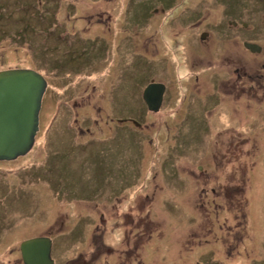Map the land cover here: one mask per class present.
Instances as JSON below:
<instances>
[{"label": "rangeland", "instance_id": "374dc122", "mask_svg": "<svg viewBox=\"0 0 264 264\" xmlns=\"http://www.w3.org/2000/svg\"><path fill=\"white\" fill-rule=\"evenodd\" d=\"M126 1L36 0L29 34L1 37L0 70L40 73L48 112L30 152L0 161V264H23L21 242L49 233L54 264H264V100L240 102L237 63H214L230 92L208 83L221 10L176 0L133 26ZM181 10L197 16L166 22ZM55 38L91 55L58 69ZM152 78L168 87L157 113L142 99Z\"/></svg>", "mask_w": 264, "mask_h": 264}, {"label": "flooded vegetation", "instance_id": "af4514ba", "mask_svg": "<svg viewBox=\"0 0 264 264\" xmlns=\"http://www.w3.org/2000/svg\"><path fill=\"white\" fill-rule=\"evenodd\" d=\"M211 2V7H217L221 10V18L219 19L217 27L222 26L221 33H217L216 30L219 28H215L214 39L210 42V50L217 49L218 53L215 56L214 60L210 61L208 71V82L212 88H217L216 86H221L224 90L229 91L230 89L226 88L230 86V81L226 78H223V72L220 69H217L214 66V63L220 65L221 63L225 64H234L237 63V69L233 70L235 73V81L232 83V88H235L236 85H241V89L237 92L238 98L241 103H245L247 100H255V101H263L264 100V0H209ZM176 0H128L124 2L123 10L121 11V16L124 21H126L128 25H148L150 22H156L157 24L163 19V16L166 13L173 9ZM36 0H0V40L1 37H12L15 39H24L23 31L19 29L25 25L27 27L28 34L29 26L26 24H30L31 28L35 23L36 19L33 17L31 12L32 8L35 11ZM29 11V13H28ZM109 12V11H108ZM196 14V11H188L184 14L182 10L174 15L172 18L168 19L166 22L173 26L180 25L182 21L186 22V19L191 14ZM35 14V12H34ZM183 14L182 18L181 15ZM105 15V16H104ZM197 14L193 16L192 19L196 18ZM112 14L98 12L97 18L98 20H102V18H106L110 20ZM6 18V19H4ZM8 18V19H7ZM4 19L3 21H1ZM190 19V20H192ZM10 20L12 24H16L17 27L10 29ZM189 20V21H190ZM16 30V31H15ZM28 37V35H27ZM202 37H207V42L210 37L209 32H203ZM67 40V39H65ZM31 41V40H30ZM62 40L59 38H55L52 42V51L57 56L65 57H77L80 58L84 55H91V53H85L86 50H78V52L73 53L70 45L63 46L61 43ZM88 47L87 45H85ZM84 46V47H85ZM128 46L126 43L125 48ZM47 47V46H46ZM106 47V46H105ZM47 51V49H46ZM95 52V51H94ZM96 57L101 56L99 50L95 52ZM254 57V65L252 68L253 72L251 74L245 69V63L241 60H245V58ZM79 63L68 66L66 69H77L79 68ZM241 65V67H239ZM82 67V66H80ZM11 69V68H10ZM17 69V68H16ZM4 71V70H0ZM148 74L153 73L150 72L149 69L147 71ZM248 77L250 82H246L244 77ZM197 80V76L195 77ZM47 82V80H46ZM155 79H150L149 83H155ZM163 85V93L161 95V103L159 104L158 110H150L147 102L144 100L143 95L142 99L144 101L145 108L149 112L157 113L160 111L164 97L167 93V86L161 81H159ZM147 84V85H148ZM247 85V88L245 87ZM48 86V83H47ZM253 88H257L258 91H253ZM263 90V91H261ZM212 96H216L219 100L221 95L219 92L211 90ZM46 93V91H45ZM198 95V94H197ZM45 101V94L42 99L40 114H39V128L41 125L42 119H44L45 114L48 110L43 104ZM59 120V117H57ZM128 123H134V120L127 119ZM39 131V130H38ZM38 133V132H37ZM54 134H59V131L54 132ZM37 135V134H36ZM36 140V137H35ZM35 144V142H34ZM54 145V144H53ZM34 146V145H33ZM32 149V148H31ZM30 152V151H29ZM28 152V153H29ZM27 153V154H28ZM25 154L24 156H26ZM22 157V156H21ZM19 158V157H18ZM65 165V163H63ZM43 167V166H42ZM55 168V165L52 163L47 171H50L52 168ZM4 188L0 191L3 192ZM53 225V223H52ZM52 225H48L49 229ZM51 233L47 235H35L37 237H44L50 240L51 242V258L53 257V252L55 249V241L51 237ZM35 238V237H33ZM30 239V238H29ZM27 240V239H26ZM25 241V240H24ZM23 242V241H22ZM21 242V243H22ZM3 243H0V245ZM20 247V246H19ZM54 264V261H53Z\"/></svg>", "mask_w": 264, "mask_h": 264}, {"label": "water", "instance_id": "95a60500", "mask_svg": "<svg viewBox=\"0 0 264 264\" xmlns=\"http://www.w3.org/2000/svg\"><path fill=\"white\" fill-rule=\"evenodd\" d=\"M47 89L45 78L30 69L0 71V161L27 154L39 130V114ZM163 85L149 84L143 98L158 110ZM23 264H53L51 242L44 237L27 239L19 247Z\"/></svg>", "mask_w": 264, "mask_h": 264}, {"label": "trees", "instance_id": "16d2710c", "mask_svg": "<svg viewBox=\"0 0 264 264\" xmlns=\"http://www.w3.org/2000/svg\"><path fill=\"white\" fill-rule=\"evenodd\" d=\"M44 60H45V58L44 57H42ZM74 58H77V57H74ZM41 59V58H40ZM43 59H41V60H43ZM65 59H66V57H65V55L64 56H59V59H56L55 60V63H56V68H58V69H62V68H64V66H63V61H65ZM71 59V58H70ZM69 60V59H68ZM72 60V59H71ZM71 60H69V62H71ZM73 61V60H72ZM65 66H66V64H65ZM69 66V65H68ZM68 66H66V68L68 67Z\"/></svg>", "mask_w": 264, "mask_h": 264}]
</instances>
